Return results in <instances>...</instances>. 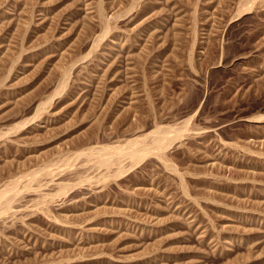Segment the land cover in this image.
Returning <instances> with one entry per match:
<instances>
[{"label": "rangeland", "instance_id": "obj_1", "mask_svg": "<svg viewBox=\"0 0 264 264\" xmlns=\"http://www.w3.org/2000/svg\"><path fill=\"white\" fill-rule=\"evenodd\" d=\"M60 1L0 0L17 60H0V187L52 171L0 215V264H264V0H100L96 44L97 0L90 17ZM156 127L186 129L172 172L149 155L110 176L83 155Z\"/></svg>", "mask_w": 264, "mask_h": 264}, {"label": "bare ground", "instance_id": "obj_2", "mask_svg": "<svg viewBox=\"0 0 264 264\" xmlns=\"http://www.w3.org/2000/svg\"><path fill=\"white\" fill-rule=\"evenodd\" d=\"M33 2V0H31ZM45 1V0H44ZM82 1V2H81ZM80 2L82 3L84 9H85V12L86 14L88 15V17H90V12H91V8H92V5L91 3L89 2V0H81ZM259 1V0H258ZM7 2V1H6ZM48 3L51 4V2H55V0H47ZM57 2V1H56ZM55 4L57 6L61 5L62 6V2L63 1H60L58 0V2ZM15 3V1H14ZM24 3V2H23ZM34 3V2H33ZM2 4V3H1ZM49 4V5H50ZM24 5V4H23ZM22 5V6H23ZM33 5V4H32ZM48 5V7H50ZM78 5H80L78 3ZM101 2L100 0H97L95 3H94V10L93 12H95L98 20V23H99V29H100V34L94 39V44L98 43L99 41H101L107 34L108 32L110 31V27L108 25V21H106L103 17V13H102V6H101ZM31 6V5H30ZM30 6H29V9H30ZM53 6V5H52ZM55 6V5H54ZM75 6V5H74ZM251 6V5H250ZM28 7V6H27ZM147 7V6H146ZM57 8V7H55ZM21 9V8H19ZM26 9V8H25ZM25 9H24V12H25ZM34 9V8H33ZM38 9V8H37ZM53 9V7H52ZM28 10V9H27ZM40 10V9H39ZM48 10V9H47ZM22 11V10H21ZM53 11V10H52ZM60 11V10H59ZM10 12V11H9ZM15 12V11H14ZM11 13V12H10ZM20 13V12H19ZM32 13H33V10H32ZM36 13V12H35ZM12 14V13H11ZM22 14V13H21ZM30 14V11L28 10L27 12L24 13V19L22 20H19L16 22L15 24V28H20V29H23L25 28V25H26V21L29 18V15ZM38 14V13H37ZM49 14V13H47ZM147 14V13H146ZM145 14V15H146ZM33 15V14H32ZM31 15V16H32ZM44 15V14H43ZM51 15V14H50ZM55 15V14H54ZM86 15V16H87ZM8 16V15H6ZM48 16V15H47ZM9 18V17H8ZM14 18V16H13ZM22 18V17H21ZM32 18V17H31ZM38 18V25L41 27V28H45L46 24H48V21L46 20H43L42 19V16L40 14H38L36 16V19ZM142 18V17H141ZM57 19V18H56ZM91 19V18H90ZM9 20V19H8ZM14 20V19H13ZM34 20V19H33ZM60 20V19H59ZM1 21V19H0ZM29 21V20H28ZM40 21V22H39ZM9 22V21H8ZM1 24V23H0ZM17 25V26H16ZM64 25V24H63ZM53 27V26H52ZM55 27V26H54ZM66 27V26H65ZM1 30H3L4 28L0 27ZM6 28V27H5ZM50 29V28H49ZM65 29V28H64ZM72 29V28H71ZM83 29V28H82ZM81 29V30H82ZM86 29V28H85ZM17 30V29H16ZM46 30V29H45ZM44 30V31H45ZM15 31V30H14ZM33 31V30H32ZM149 31V30H148ZM1 32V31H0ZM6 32V31H5ZM8 32V31H7ZM27 32V31H26ZM85 32V31H84ZM112 32V31H111ZM147 32V30H146ZM145 32V33H146ZM21 33V32H20ZM23 33V32H22ZM25 34V33H23ZM68 34V33H67ZM30 35V34H29ZM72 35V34H71ZM146 35V34H145ZM149 35V34H148ZM25 36V35H24ZM35 36V35H34ZM13 37V36H12ZM12 37L11 35H6L5 33V36H3L2 38H0V40L2 42L4 41H7L8 45L6 46V48H4L5 46H0V60L2 58H4V60L6 61H2V62H8L10 65H13L15 64V61L16 60V55L12 53L11 50L12 49ZM22 37V36H21ZM145 37V36H144ZM147 39L148 36L146 35ZM149 37H151V35H149ZM153 37V36H152ZM17 38V37H16ZM15 38V39H16ZM25 38V37H23ZM35 38V37H34ZM146 40V38H145ZM19 41V40H17ZM47 41V40H46ZM150 41V40H149ZM5 43V42H4ZM69 43V42H68ZM55 44V43H54ZM53 44V45H54ZM100 44V43H99ZM68 45V44H67ZM64 46V45H63ZM60 47L62 48V44H60ZM66 49V48H65ZM14 52V51H13ZM34 52V51H33ZM64 51L61 53V56H64ZM130 53V52H129ZM134 53V52H133ZM18 54V53H17ZM36 54V53H35ZM38 54V53H37ZM132 54V53H131ZM1 62V61H0ZM2 64V63H1ZM14 66V65H13ZM37 66V65H36ZM8 67V66H7ZM15 67V66H14ZM5 68V67H4ZM36 68V67H35ZM12 70V69H11ZM25 70V69H24ZM4 71V70H3ZM18 71V70H17ZM63 71V70H62ZM106 71V69H105ZM24 72V71H23ZM35 72V71H34ZM11 73V72H10ZM22 73V72H20ZM103 73V72H101ZM8 75H9V72H8ZM61 75V74H60ZM68 75V70H64L63 74H62V80L60 82V87L62 86V88H64V85H65V80H66V77ZM13 76V75H12ZM16 76V75H15ZM19 76V75H18ZM27 76V75H26ZM17 77V76H16ZM22 77V76H21ZM48 77V76H47ZM101 77V76H100ZM10 78V77H8ZM24 78V77H23ZM6 79L3 78V77H0V85L1 84H4L3 81ZM11 79V78H10ZM25 79V78H24ZM23 79V80H24ZM103 78H99V81L103 82L102 80ZM110 79V78H109ZM22 80V79H21ZM68 80V79H67ZM11 81V80H10ZM108 81V80H107ZM22 82V81H21ZM20 82V83H21ZM11 83V82H10ZM23 84V83H22ZM5 85V84H4ZM3 86V85H2ZM59 86V85H58ZM102 87V86H101ZM3 88V87H2ZM23 88V87H22ZM58 88V87H57ZM8 89V88H7ZM60 89V88H59ZM4 90V89H3ZM14 90V89H12ZM17 90V89H16ZM62 90V89H61ZM58 92V91H57ZM23 93V92H22ZM3 95V93H2ZM1 95V96H2ZM5 95V94H4ZM8 97V96H7ZM18 97V96H17ZM68 98V97H67ZM4 100V99H3ZM66 100V99H65ZM7 101V100H6ZM0 102H3L2 100H0ZM67 102V101H66ZM8 106V105H7ZM43 107L41 106V109ZM2 109V108H1ZM39 109V108H38ZM15 128V127H14ZM186 131L185 127H181L180 129H170V128H161V127H156L154 128V130L152 132H149V133H142L143 131H135L133 132L130 137L131 139H128L127 141H125V143L123 145H120V146H114V147H109V146H104V147H100L97 149H89L83 153V155H85L88 160L89 158H91L93 161L92 163L95 165V166H98L100 168H105V170L107 171L108 169L111 170L110 168L113 167V170L112 171H107V172H110V176H118L120 174H122L126 167L123 166V161H127V164H128V167H133L135 164L139 163L141 160H143L146 156H149V155H153L157 158H159L164 164L165 168L172 172V167H170V165H168V163H166L165 161V150L172 145V143H174L175 141H177L178 139H180L183 135V133ZM119 145V144H118ZM20 148V147H19ZM2 149V148H1ZM10 149V148H9ZM74 155V154H73ZM78 156V155H76ZM60 158V157H59ZM68 159V158H67ZM75 159V158H74ZM84 159V158H83ZM57 161V160H56ZM64 162V161H63ZM83 162V161H82ZM65 163V162H64ZM73 163V162H72ZM84 164V163H83ZM90 164V163H89ZM126 164V165H127ZM73 165V164H72ZM71 165V167H72ZM86 165V163H85ZM163 166V167H164ZM40 167V166H39ZM51 167V166H50ZM93 167V166H92ZM97 168V167H96ZM104 170V171H105ZM31 171V170H30ZM260 171V170H259ZM39 175L41 177H44L45 179L47 177H50L52 176V171L49 169V167H43L41 170L39 171H31L27 174H25L23 177L21 178H18V179H11V181H9L5 186H1L0 187V215H4L6 214L7 212H9L11 209H12V203L14 201V199L16 197H18L19 195V190H18V186L21 182V179L24 180V188L25 187H28L30 186V184L32 183H36L38 180H39ZM104 176V174L102 175ZM107 176V174L105 175ZM104 176V177H105ZM95 178V177H94ZM83 179V178H82ZM104 179V178H103ZM44 180V179H43ZM45 181V180H44ZM89 181V180H88ZM41 183V182H40ZM43 183H41L40 186H42ZM182 184V183H181ZM180 184V185H181ZM38 187V185H37ZM179 187V186H178ZM184 187V186H183ZM29 188V187H28ZM61 188V187H60ZM35 189V188H34ZM62 189V188H61ZM21 190V189H20ZM62 191V190H61ZM33 192V191H32ZM64 193V192H63ZM59 194V193H58ZM41 196V195H40ZM55 196V195H54ZM39 197V195H38ZM38 199V198H37ZM40 200L39 201H35V206L36 208H38L40 211H42L44 214L47 212L48 210V206L47 205V202H45V199L43 197H40L39 198ZM17 201V200H16ZM34 201V200H33ZM34 206V207H35ZM115 206V205H114ZM71 208V207H70ZM73 208V207H72ZM76 208V207H75ZM93 210V209H92ZM91 210V211H92ZM118 210V209H117ZM71 211V210H70ZM73 211V210H72ZM82 211V210H81ZM12 212V211H11ZM118 212V211H117ZM120 212V210H119ZM72 213V212H71ZM75 213H77V211H75ZM80 213V212H79ZM82 214V212H81ZM16 214L15 213H12L11 215H9V217H14ZM18 215V214H17ZM43 215V214H42ZM80 215V214H79ZM83 216V215H81ZM6 217V215H5ZM18 217V216H17ZM8 218V217H7ZM47 218V217H46ZM79 218V217H78ZM9 219V218H8ZM76 219V218H75ZM81 219V218H80ZM14 220V219H13ZM48 220V219H47ZM51 220V219H50ZM10 221V220H9ZM20 221V220H19ZM18 221V222H19ZM55 221V220H54ZM58 221V220H57ZM56 221V222H57ZM62 221H65V220H62ZM50 222V221H49ZM52 223V222H51ZM50 223V224H51ZM190 223V222H189ZM192 223V222H191ZM21 224V223H20ZM67 225V224H66ZM21 226V225H20ZM19 226V227H20ZM110 227V226H109ZM57 228V227H56ZM68 228V227H67ZM108 229V228H107ZM118 229V228H117ZM114 230V229H112ZM59 231V229H58ZM67 231V230H66ZM74 232L78 233V232H85V230L80 227L78 228H75L74 229ZM120 232V231H119ZM70 233V232H69ZM68 233V235H69ZM85 235V234H84ZM122 235V234H120ZM77 237V236H76ZM67 240V239H66ZM118 240V239H117ZM78 241V240H77ZM76 243V242H75ZM81 243V242H80ZM102 243V242H101ZM79 244V243H78ZM82 245V244H81ZM80 246V245H79ZM97 260V259H96ZM143 264V263H142Z\"/></svg>", "mask_w": 264, "mask_h": 264}]
</instances>
